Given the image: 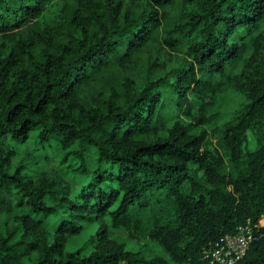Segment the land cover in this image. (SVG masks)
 Masks as SVG:
<instances>
[{
    "label": "trees",
    "instance_id": "trees-1",
    "mask_svg": "<svg viewBox=\"0 0 264 264\" xmlns=\"http://www.w3.org/2000/svg\"><path fill=\"white\" fill-rule=\"evenodd\" d=\"M260 218L264 0H0V264H206Z\"/></svg>",
    "mask_w": 264,
    "mask_h": 264
},
{
    "label": "built area",
    "instance_id": "built-area-1",
    "mask_svg": "<svg viewBox=\"0 0 264 264\" xmlns=\"http://www.w3.org/2000/svg\"><path fill=\"white\" fill-rule=\"evenodd\" d=\"M259 223L260 220L256 224L246 221L237 226L235 232L225 234L219 243L204 253L206 264H234L243 256L249 244L260 237L261 233L256 227Z\"/></svg>",
    "mask_w": 264,
    "mask_h": 264
},
{
    "label": "rangeland",
    "instance_id": "rangeland-1",
    "mask_svg": "<svg viewBox=\"0 0 264 264\" xmlns=\"http://www.w3.org/2000/svg\"><path fill=\"white\" fill-rule=\"evenodd\" d=\"M263 218V217H262ZM262 218H260V225H262V226H264V220L261 222V219ZM116 236H118V237H120V238H124L125 236H126V234H125V232L124 231H122V230H119V231H117V233H116Z\"/></svg>",
    "mask_w": 264,
    "mask_h": 264
},
{
    "label": "bare ground",
    "instance_id": "bare-ground-1",
    "mask_svg": "<svg viewBox=\"0 0 264 264\" xmlns=\"http://www.w3.org/2000/svg\"><path fill=\"white\" fill-rule=\"evenodd\" d=\"M264 220V219H263ZM261 222H262V220H261Z\"/></svg>",
    "mask_w": 264,
    "mask_h": 264
}]
</instances>
